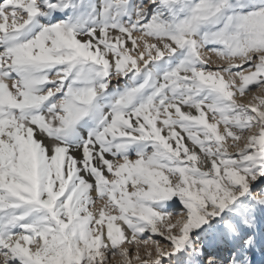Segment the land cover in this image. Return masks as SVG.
Instances as JSON below:
<instances>
[{"label":"snow or ice","instance_id":"obj_1","mask_svg":"<svg viewBox=\"0 0 264 264\" xmlns=\"http://www.w3.org/2000/svg\"><path fill=\"white\" fill-rule=\"evenodd\" d=\"M0 264H264V0H0Z\"/></svg>","mask_w":264,"mask_h":264},{"label":"rangeland","instance_id":"obj_2","mask_svg":"<svg viewBox=\"0 0 264 264\" xmlns=\"http://www.w3.org/2000/svg\"><path fill=\"white\" fill-rule=\"evenodd\" d=\"M115 260V258H113Z\"/></svg>","mask_w":264,"mask_h":264}]
</instances>
